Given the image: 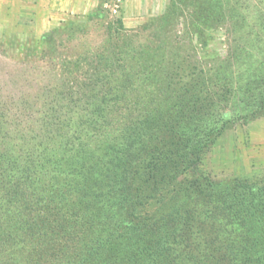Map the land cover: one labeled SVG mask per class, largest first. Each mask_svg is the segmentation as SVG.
Listing matches in <instances>:
<instances>
[{
	"label": "rangeland",
	"instance_id": "1",
	"mask_svg": "<svg viewBox=\"0 0 264 264\" xmlns=\"http://www.w3.org/2000/svg\"><path fill=\"white\" fill-rule=\"evenodd\" d=\"M25 1L0 0V175H13L3 190L5 200L15 201L12 211L0 209V264H66L81 235L94 249L87 257L90 264L107 258L147 263L145 252L133 250L136 241L127 229L138 217L153 215V206L143 214H121L111 207L116 200L108 196V185L102 201L73 211L75 204L51 193L53 184L70 183L66 174L44 173L35 187L26 179L25 166L52 154L67 157L64 171L72 163L93 164L101 156L106 161L112 148L126 143L124 127L134 125L142 136L130 157L133 171H119L114 180L117 188L126 183L138 188L134 196L145 197L144 161L177 127L187 98L201 96L215 83L224 91L242 92L249 78L244 57L229 58L235 47L255 56V62L263 61L264 0H206L202 11L196 0H103L93 13L58 15L45 8L48 13L39 12L32 6L38 0ZM127 47L133 59L121 55ZM125 62L138 75L121 95L119 67ZM241 108L236 99L215 100L204 122L217 129L198 145V161L177 159L178 172L167 178L169 203L178 195L187 205L197 200L203 207L212 200L203 193L219 198L222 187L234 179L264 183V117L244 122L233 113ZM189 132L194 144L199 137ZM188 185L199 186L197 198L182 196ZM80 190L73 201L85 193ZM148 199H142L144 206L151 203ZM215 220L223 223L225 218H201L189 231L182 227L179 244L153 263L244 264L241 255L248 249L225 235L215 236ZM58 224L74 227L63 237ZM75 234L78 242L72 241Z\"/></svg>",
	"mask_w": 264,
	"mask_h": 264
},
{
	"label": "trees",
	"instance_id": "2",
	"mask_svg": "<svg viewBox=\"0 0 264 264\" xmlns=\"http://www.w3.org/2000/svg\"><path fill=\"white\" fill-rule=\"evenodd\" d=\"M206 3V0H196V4L201 11L204 10ZM261 33L264 34V31L262 30ZM134 49L135 47L133 46ZM131 50L130 47H127L125 50H121V55L123 54L126 57ZM241 51L244 50L239 48V51H237L236 47L233 49V52L229 50V58L232 59L242 55L244 57L242 58L246 60L242 66L245 68L244 74L249 79L241 86L242 92L235 93L234 89L224 91L223 89H219L218 83H215L208 91L204 92L202 90L201 96L187 98L189 100L186 106L180 108V110L184 111V114L182 113L180 119L177 120L175 124L177 127H172L170 134L162 137L165 141L159 147L149 150V159L147 162L144 161L141 176L144 184H148L145 186V190L149 194H146L145 197H149L148 203L150 200L151 203L144 206L142 202V199L145 198L144 194L134 196L133 193L138 188L132 189L131 185L125 183L127 181L123 184L127 186L126 188H117L115 185L114 179H116L119 171L120 175L132 173L133 167L130 165V157L133 154L132 150L136 138L140 135L142 136L141 131H138L134 128V125L130 124L124 127L127 138L126 143H120L119 146L112 148V151L106 154L109 157L104 156L106 161L102 159V156L97 157L93 164H86L83 161L81 164H74L72 163L73 160L70 159V163L72 164L64 171L62 164L66 163L65 159L67 157L52 154L41 159L42 161H35L31 167L26 165L24 174L26 172V179L30 183V186L35 184V187H37L40 182V176L44 173L52 172L56 176L64 173L68 176L70 183L60 186L56 183L53 184L54 189L51 193L55 197L59 196L62 201L70 202L72 206L75 204L76 206L71 208L73 211L79 205L80 207L84 206L85 209H90L96 201H102V192L106 191L108 185L110 186L108 196L116 200L115 203L111 204V207L121 214H130L131 216L137 213L143 214V209L149 205L153 206V215L138 217L139 220L136 219V221L130 222V227L127 229L134 235L136 241L134 243L136 246H134L133 250L138 252V254L142 252L146 253L148 261L144 264H154L153 262L158 261L161 257L164 259L169 251L173 249L174 244H179V241L182 240L180 234L182 227H189L187 229L189 231L201 218H214L217 215H222L225 221L221 223L215 220V223L212 224L211 228H215L213 230L215 236L221 238V236L225 235L229 240H232L233 244L236 242V244L248 249L244 250L242 255L240 254L244 264H257V262L260 264L259 259L264 258V183H260V185L250 184L244 180L240 184V179H234L231 186L222 187V190H220L221 197L219 198H214L213 193H210L211 191L203 193L204 198L208 200L212 197V200L205 201L202 204L203 207L196 202L197 200L187 205L178 195H174L175 200L169 203L171 200L166 194L167 178L171 177L170 173L175 174L178 172L180 161L178 162L177 159H180L182 163L186 161H198L199 156L197 155L200 151V146L198 145L204 139L209 140L211 133L216 131L217 127L213 126L210 128L204 122L208 118L209 111L214 105L215 100L229 102L236 99L242 105V108L239 111L233 112L234 116L244 122L264 117V58H262L263 61L261 62H255V56ZM127 57L133 59V56ZM237 60L239 59L237 58ZM138 67H140V64L136 65V69ZM229 67L228 63L227 68L229 69ZM119 69V85L121 90L118 92H121L122 95L131 84L133 76L136 77L138 73L134 66L126 62L122 63ZM202 74H204V70ZM206 96L209 97L207 98ZM147 121L145 119L144 123L147 124ZM146 129L147 126L142 128L145 135L147 133ZM189 130L191 132L196 131L197 137L200 140L197 139L192 144L191 137L189 139L186 136V134H190ZM0 159H3V156H0ZM129 170L130 172H128ZM103 173H105V176L102 175ZM3 177L6 179L1 181ZM12 177L11 173L0 175V209L2 211H5V209L12 211L11 208L15 205L13 198L5 200L4 197L7 193L3 190ZM74 177L76 182H72ZM198 188L199 186L197 187L196 185H188V187L181 190V194L186 200L189 196L197 198V192L199 193L197 191ZM80 189H85V193H82L78 197V202L73 201V198H76L78 193H80ZM21 197L19 195L18 201L22 199ZM42 197H45V195ZM50 197H52L51 194ZM2 206L3 208H1ZM27 206L28 204L24 202L23 210ZM81 212L86 213L88 210H81ZM73 227L74 225L66 226L65 224L62 226L58 224L56 226L57 232L63 237L67 236L68 230ZM88 235L90 236V234ZM81 236L84 242L80 241V245L77 248L76 244L73 246L76 251L72 252L73 258L68 259L66 264L91 263L87 257L90 254L93 255L94 249H92L90 239H85L83 235ZM74 237L72 241L78 242L79 238L77 234ZM63 252L64 250H62ZM105 260H103L105 261L103 264L122 263L120 259L109 258L111 262H109L108 258Z\"/></svg>",
	"mask_w": 264,
	"mask_h": 264
},
{
	"label": "crops",
	"instance_id": "3",
	"mask_svg": "<svg viewBox=\"0 0 264 264\" xmlns=\"http://www.w3.org/2000/svg\"><path fill=\"white\" fill-rule=\"evenodd\" d=\"M102 1L103 0H38L37 5L33 3L32 6L39 9L41 13H48L45 9H50V13L53 15L65 14L66 12L85 14L95 12ZM25 2H28V0ZM28 3L24 5L27 6Z\"/></svg>",
	"mask_w": 264,
	"mask_h": 264
}]
</instances>
